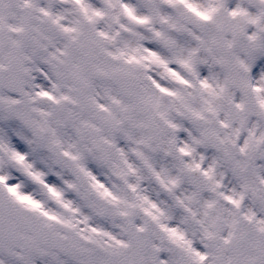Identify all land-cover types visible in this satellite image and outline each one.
<instances>
[{
    "label": "snow or ice",
    "instance_id": "1",
    "mask_svg": "<svg viewBox=\"0 0 264 264\" xmlns=\"http://www.w3.org/2000/svg\"><path fill=\"white\" fill-rule=\"evenodd\" d=\"M0 264H264V0H0Z\"/></svg>",
    "mask_w": 264,
    "mask_h": 264
}]
</instances>
